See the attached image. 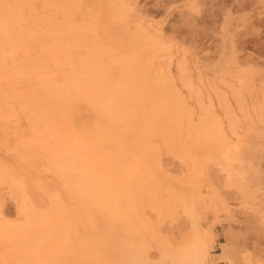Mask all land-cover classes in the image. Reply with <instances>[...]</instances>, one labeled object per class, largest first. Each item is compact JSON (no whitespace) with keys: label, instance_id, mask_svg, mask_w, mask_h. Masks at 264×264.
Instances as JSON below:
<instances>
[{"label":"bare ground","instance_id":"bare-ground-1","mask_svg":"<svg viewBox=\"0 0 264 264\" xmlns=\"http://www.w3.org/2000/svg\"><path fill=\"white\" fill-rule=\"evenodd\" d=\"M251 5L0 0V264H264Z\"/></svg>","mask_w":264,"mask_h":264},{"label":"rangeland","instance_id":"rangeland-1","mask_svg":"<svg viewBox=\"0 0 264 264\" xmlns=\"http://www.w3.org/2000/svg\"><path fill=\"white\" fill-rule=\"evenodd\" d=\"M140 1L148 2L150 5H154V6L163 5L166 8H168V10H171V13L173 12L176 13V10L183 3V0H140ZM251 6H247L248 8L246 7L244 10L240 12V14L246 15L247 16L246 18L251 19V20L253 18L252 21L253 23L256 21V24L255 25L252 24V27L249 29L250 33L252 32L251 34L248 31L244 35H241V38L243 36V39H245V44L247 46V52H250L251 55L255 58L264 60V16H263L264 14L263 15L262 13L260 14V11H259L260 9H258L256 5H253L252 7ZM253 7H255V9ZM254 10H256L258 13ZM258 16H260L261 21L263 19V22H261L259 19H258V22L257 20H254V18L256 17L259 18ZM219 18L221 17H217L218 20H214L212 22L208 20L204 24H201L200 26H198V28L194 27L193 25H187L186 28L190 29V32L192 31L191 34H193L194 37L200 38L202 42H205V43L207 42L209 44L210 43L216 44L218 43L214 41L216 40V37H211V36H214L216 34L214 31L218 30V28L221 26L222 18L221 19ZM229 230H232L233 232L240 234V231L237 228H231L226 223L225 225H219L216 230L217 238H218L217 253H221L222 246L229 241L228 240L229 234H230ZM242 234L246 236V238L249 241L251 242L254 241L253 238H249L250 236H253L254 233L250 231L248 232L245 231V232H242Z\"/></svg>","mask_w":264,"mask_h":264}]
</instances>
